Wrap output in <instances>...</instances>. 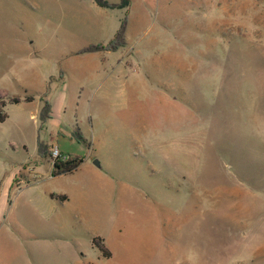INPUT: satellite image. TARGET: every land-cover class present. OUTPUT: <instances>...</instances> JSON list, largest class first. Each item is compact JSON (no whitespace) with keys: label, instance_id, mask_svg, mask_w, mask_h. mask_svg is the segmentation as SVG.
<instances>
[{"label":"rangeland","instance_id":"rangeland-1","mask_svg":"<svg viewBox=\"0 0 264 264\" xmlns=\"http://www.w3.org/2000/svg\"><path fill=\"white\" fill-rule=\"evenodd\" d=\"M0 111V264H264V0H0Z\"/></svg>","mask_w":264,"mask_h":264},{"label":"trees","instance_id":"trees-1","mask_svg":"<svg viewBox=\"0 0 264 264\" xmlns=\"http://www.w3.org/2000/svg\"><path fill=\"white\" fill-rule=\"evenodd\" d=\"M96 4L103 7H119V8H126L128 7L130 0H121L119 4H110L106 0H93ZM13 102H18V98H13ZM31 100V99H28ZM50 110L51 106L49 102H46V105L44 106V109L42 110L41 114L43 113V116L41 117L43 122H45L46 118L50 117ZM7 117L6 113H3L0 111V120H4ZM39 144L42 146L43 143L39 142ZM44 152V151H43ZM44 155V154H43ZM83 161L82 157H73L72 159L68 161H54L53 163V169H52V175H56L62 172H71L74 169H76L81 162Z\"/></svg>","mask_w":264,"mask_h":264},{"label":"crops","instance_id":"crops-1","mask_svg":"<svg viewBox=\"0 0 264 264\" xmlns=\"http://www.w3.org/2000/svg\"><path fill=\"white\" fill-rule=\"evenodd\" d=\"M34 75V74H33ZM32 75V76H33ZM53 74H49V72L48 73H46L45 74V76L42 78V80L44 81H42L43 82V84L44 83H46V82H48L47 81V79L49 80V77L50 76H52ZM47 97V99L50 101V103H51V100L53 99V98H51V96L50 95H46ZM40 97V96H39ZM18 102H11V103H5L4 104V107L7 109V107L8 106H10L11 104H13V103H15V104H18V103H21V102H35V100H33V101H31V100H26V99H24V98H21V97H18ZM41 100H40V98L38 99V103H37V107L39 108L40 107V105H41V102H40ZM63 103V102H62ZM52 105L51 106H53V103H51ZM58 106V105H57ZM7 116H8V114H7ZM53 117H54V113H52V111H51V119H53ZM50 127V126H49ZM51 127H53V129L51 128V129H49L48 130V132H47V134H48V136H49V141H50V145H60L59 144V140H58V137H59V135L61 134V131H62V129H61V126H59V124L57 125V124H55L54 126H52L51 125ZM60 127V128H59ZM71 127L73 128V125H72V123H71ZM60 130H59V129ZM74 130V129H73ZM38 140H39V142H41V143H44V144H46V142H47V140H41L40 138H39V135H38ZM82 141V140H81Z\"/></svg>","mask_w":264,"mask_h":264},{"label":"built area","instance_id":"built-area-1","mask_svg":"<svg viewBox=\"0 0 264 264\" xmlns=\"http://www.w3.org/2000/svg\"><path fill=\"white\" fill-rule=\"evenodd\" d=\"M51 156L53 161H68L70 159V155L63 153L58 145H52Z\"/></svg>","mask_w":264,"mask_h":264},{"label":"water","instance_id":"water-1","mask_svg":"<svg viewBox=\"0 0 264 264\" xmlns=\"http://www.w3.org/2000/svg\"><path fill=\"white\" fill-rule=\"evenodd\" d=\"M94 163H96L97 165H99V162L97 161V160H95V162Z\"/></svg>","mask_w":264,"mask_h":264}]
</instances>
